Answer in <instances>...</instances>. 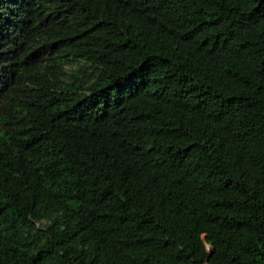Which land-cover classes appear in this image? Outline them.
<instances>
[{
  "label": "trees",
  "instance_id": "1",
  "mask_svg": "<svg viewBox=\"0 0 264 264\" xmlns=\"http://www.w3.org/2000/svg\"><path fill=\"white\" fill-rule=\"evenodd\" d=\"M264 0H0V264H264Z\"/></svg>",
  "mask_w": 264,
  "mask_h": 264
},
{
  "label": "rangeland",
  "instance_id": "2",
  "mask_svg": "<svg viewBox=\"0 0 264 264\" xmlns=\"http://www.w3.org/2000/svg\"><path fill=\"white\" fill-rule=\"evenodd\" d=\"M263 214H264V212H263Z\"/></svg>",
  "mask_w": 264,
  "mask_h": 264
}]
</instances>
